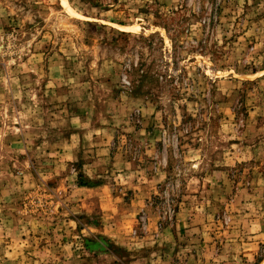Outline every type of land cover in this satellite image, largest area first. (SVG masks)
<instances>
[{"label": "rangeland", "instance_id": "rangeland-1", "mask_svg": "<svg viewBox=\"0 0 264 264\" xmlns=\"http://www.w3.org/2000/svg\"><path fill=\"white\" fill-rule=\"evenodd\" d=\"M0 264H264V0H0Z\"/></svg>", "mask_w": 264, "mask_h": 264}, {"label": "bare ground", "instance_id": "bare-ground-1", "mask_svg": "<svg viewBox=\"0 0 264 264\" xmlns=\"http://www.w3.org/2000/svg\"><path fill=\"white\" fill-rule=\"evenodd\" d=\"M63 2H65V0H63Z\"/></svg>", "mask_w": 264, "mask_h": 264}]
</instances>
